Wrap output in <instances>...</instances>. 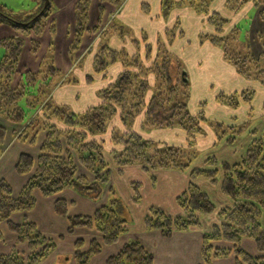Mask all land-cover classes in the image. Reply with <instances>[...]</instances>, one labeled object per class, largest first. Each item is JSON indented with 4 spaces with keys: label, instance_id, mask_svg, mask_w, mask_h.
<instances>
[{
    "label": "trees",
    "instance_id": "obj_1",
    "mask_svg": "<svg viewBox=\"0 0 264 264\" xmlns=\"http://www.w3.org/2000/svg\"><path fill=\"white\" fill-rule=\"evenodd\" d=\"M47 1L48 6L44 8L45 0H41L37 11L25 23L16 22L11 15L0 11V25H7L15 33L0 41V121L16 127L13 137L22 143L34 146L42 137L36 157L29 154L18 157L15 172L27 179L19 194L14 196L10 185L0 180V225L6 223L16 236L17 244H26L28 251L26 255L17 251L2 255L0 264H42L56 248V242L41 234L26 217L21 223L10 220L15 214L26 215L34 209L35 192L48 198L83 184H88L87 190H91L97 181L106 183L110 167L121 174L129 166H141L144 172L175 170L189 177L187 187L175 199L181 214L170 216L157 207H150L143 219L145 231L159 232L169 238L174 233L200 229L202 218L216 214L220 223L202 235L199 264H218L219 260L229 258L232 264H264V225L260 224L264 212V0H225L222 7L230 19L211 8L218 0H160L162 19L171 11L183 8L202 17L212 31L199 33L198 43H209L221 51L223 62L251 84L232 93L216 92L214 104L242 116V120L237 119L230 125L208 121L206 102L198 104L195 114L188 110L189 77L181 60L169 50L175 39L184 36L180 21L176 19L173 27L164 31L165 41L157 37L154 47L146 32H139L138 37L134 30L117 20L126 0L75 2L67 47L71 67L81 70L84 57L79 59L77 54L88 42L97 41L95 50L89 49L85 54L93 52L92 75H85L84 83L92 85L93 76L105 80L117 65L121 66V71L111 83L95 92L97 104L82 112H74L69 105L56 104L53 92L63 86L78 85L79 79L72 73L64 75L54 63L52 38L56 31L53 19L56 8L51 0ZM93 4L98 14L94 24L90 22ZM248 8L255 13L253 19L246 17ZM141 12L148 15L149 7L142 4ZM237 19L239 22L244 19L246 30H242L239 22L234 25ZM229 26L230 31L226 33ZM46 31L51 41L39 60L37 71L23 72L19 68L23 49L27 44L31 56L36 57L41 49L39 40ZM240 33L245 34L246 46L240 45ZM111 37L121 42L128 40L135 53L130 55L125 48H110ZM258 92L261 100L259 109L254 111L253 102ZM258 112L261 116L257 118ZM139 118L143 132L183 131L187 135L185 147L143 139L133 130ZM202 124L213 132L216 144L226 135L225 140L232 143L240 131L248 129L250 142L241 159L231 164L210 157L204 159V168L193 167L196 137L204 135L205 131ZM7 135L8 131L0 124V156ZM106 136L109 143L103 139ZM108 146L112 149L108 150ZM80 169L85 174H81ZM86 174L93 178L92 183ZM149 178L155 185V177ZM197 179L218 185L220 193L229 200L223 208L217 209L194 183ZM139 186L138 183L132 186L136 203L140 199ZM54 212L66 218L67 234L83 229L100 237L87 243L81 239L75 241V264H89L105 247L116 244L127 233V223L118 213L116 200L101 205L92 216L70 217L68 203L57 199ZM248 244H253L255 254L246 249ZM105 264H153V255L141 243L131 241Z\"/></svg>",
    "mask_w": 264,
    "mask_h": 264
},
{
    "label": "crops",
    "instance_id": "obj_2",
    "mask_svg": "<svg viewBox=\"0 0 264 264\" xmlns=\"http://www.w3.org/2000/svg\"><path fill=\"white\" fill-rule=\"evenodd\" d=\"M76 1L77 0H51L54 7L56 8V11L53 15V19L56 25V31L54 37L52 38L54 44V63L57 66L58 70L61 71V73H63L64 75H68L72 73L79 79L78 85L63 86L56 89L52 94V99L58 105H69L74 112L78 113L85 110L88 106L97 104L98 100L95 97V92L101 89L102 87L106 86L107 84L111 83L113 79L116 77V75L121 71V66L117 65L113 67L108 72L105 80L102 79L100 76H93L94 83L90 86L89 85L87 86L83 80L85 75H92L91 64H92L93 52L92 54L89 55H85V54L89 49H92L93 51L95 50L97 45V41H95L92 42L91 44L90 42H88L85 45V48L83 47V51L77 54V57L79 59L84 57L83 68L79 70V69H73L71 67L70 60L67 56V47L70 43V39L68 35H70L73 26V21H74L73 6ZM224 1L225 0H218V4L217 5L214 4L212 8L213 9L217 8L218 10L223 6ZM142 4H145L149 7L148 15L142 14L141 12ZM251 9L252 8H248L247 13L248 12L251 13L252 12ZM184 14L187 15L189 21L194 22L199 28L204 27L202 30H199V28L196 29V38H194L195 41L193 42L194 45L191 54L193 53H199V54L197 55L196 60L193 59L194 57H192L193 60L191 66L197 72L203 73L209 68L211 62L214 64V66L217 68L218 71V80H216L214 77V81H215L214 83L216 84L215 94L219 90H222L226 93H232L235 91H240L251 87L250 83L245 82L236 75L233 67L223 62L221 51H219L216 48H213L209 43H204L202 45L198 43L197 34L205 32L204 31L205 28L209 33L212 31V29L209 26L205 25L204 19L200 16H197L193 12V10L188 8L174 10L171 12L168 19H162L160 16V0H126L120 14L117 16V20H119L122 24L126 25L127 27L134 29V31H137L138 33L141 31L146 32L148 35L149 43H151L155 47L157 37L160 36L161 39L165 41L163 35L164 31L166 29L172 28L176 19L178 20L183 19ZM97 16H98L97 7L96 5L93 4L90 12V22L92 24L96 23ZM237 22H239L238 19L234 22V25L237 24ZM180 26H181V30L183 31L181 22H180ZM14 34L15 33L10 27L6 25H0V41L6 38H10ZM50 41H51V36L46 31L39 40L41 49L36 57L31 56L30 49L26 44L21 54V59L19 64L20 70H22L23 72L37 71L39 60L46 53ZM177 42L178 44L175 45ZM108 44L109 47L112 49L120 50L121 48H125L130 55H133L135 53V49L129 43L128 40H126L125 42H121L116 37H111L109 39ZM188 45H190V41H187V38L185 37V33H184L183 38L175 39L173 45L169 48V50L177 57L183 58L184 57L183 55H187L189 53V50L187 49ZM222 82L224 83L225 86L224 88L220 87V85H222L221 84ZM209 85L210 88L214 86L211 84ZM260 91L263 92V90ZM262 95L264 96V93ZM84 106L85 108L82 109ZM211 106H213L211 108H214L216 111L217 110L219 111V112L217 111L218 116L215 119L218 121L223 120L221 122L224 124L226 123L232 124L235 121H237V119L242 120L241 115L231 114L229 112L230 110H226L218 106L217 104L213 103ZM207 116L210 117V115ZM220 116H223V119H220ZM141 121H142L141 118L136 120L135 127L133 128V130L136 133H138L143 139L151 140L154 142H163L166 144L177 141V143L181 147H185L187 135L184 132L182 134L183 136L182 139H177L176 136L173 134V132L176 130H174L173 132H171V130H166V132L164 133H166L167 135L171 134L170 136L171 140L170 142H165L162 141V139H156V137H154L156 132L140 131ZM0 124L3 127H5L6 130L8 131V135L6 137V142H5V148L0 156V180H5L12 188L13 195L17 196L21 188L24 186V184L27 181L26 177H21L17 175L15 172V165L17 163L18 157L21 154H29L33 157H36L39 152L41 140L39 137L37 143L34 146H30L26 143H22L20 141H17L13 137L12 132H15L16 127L3 121H0ZM116 125L119 129L121 128L119 124ZM207 130L208 132H205V135L202 136L199 135L196 137V143H197L196 148H198V146H201V148H209V147H215L217 145L216 138L213 132L209 129ZM174 133H178V132H174ZM206 133L209 134V138L205 140V138L208 135V134L206 135ZM126 168L129 169L128 167ZM126 168L122 170L121 176L124 175V170H126ZM174 172L176 173V176L180 178V181L184 186L180 190L184 191V189L187 187V184L189 182L188 174L175 170ZM82 173H84V171ZM86 177L88 178V176ZM155 180H156V184L154 186H157V183H159L160 179H158L157 177L155 178ZM200 180L205 181L203 179ZM195 182L198 185V181L195 180ZM146 183L149 185L150 183L149 179L145 182L144 185H146ZM138 184L141 186L139 182ZM35 198H36V205L30 213L26 215L15 214L11 217L10 220L14 223H21L24 217H26L30 222L34 223L37 226L41 234H43L47 238L53 239L56 242L55 250L49 255V257L42 264H51V261L56 259L58 256H60V258L67 257V261L70 264H75V261L73 260L75 241L81 239L87 243L92 238L100 239V237L95 232L87 231L83 229L75 230L72 234H67V228H68L67 220L66 218L59 217L55 214L54 202L57 199L65 200L68 203V215L70 217L92 216L93 213L99 207L96 208V205L94 204L91 205L89 204L90 202H87L79 198L77 195H75L72 192V190H66L59 195L48 198H43L39 194V192H35ZM82 209L85 210L88 209L89 213L85 215L84 214L78 215L77 212ZM142 229H144V226H142ZM200 230L201 228L193 229L186 233H174L172 234L171 237L165 238L159 232H146L144 229V232L146 233L144 235V242H146V245L149 246L148 247L149 249L145 247L143 244L142 246L150 253L152 252L150 250H153L151 248V246H153L151 244L152 242H157L162 248L159 249V251L162 252L161 254H159V252L153 254L151 253L153 255V264H199L201 262L200 250H201L202 234L200 232L199 234H197L196 232ZM126 234L122 236L116 244L109 247H105L99 255L91 259L89 264H105L106 260L109 257L116 255L121 249V247L125 244L124 242L127 241L128 238V235ZM0 235H1L0 256L9 255L13 251H17L22 255H26L28 253L26 244H17L16 236L8 230L6 223H2L0 225ZM191 236L193 239L197 240L198 244L196 246L189 244V241L191 239H189L188 242L185 241L188 240L186 237H191ZM176 242H181L179 248L177 245H174ZM188 246H190V248ZM192 250H194L195 256L198 257L197 259L195 258L194 261H192L191 259L187 260L188 258L187 253L189 251L191 252Z\"/></svg>",
    "mask_w": 264,
    "mask_h": 264
},
{
    "label": "rangeland",
    "instance_id": "obj_3",
    "mask_svg": "<svg viewBox=\"0 0 264 264\" xmlns=\"http://www.w3.org/2000/svg\"><path fill=\"white\" fill-rule=\"evenodd\" d=\"M177 1V0H176ZM41 4V0H0V11L11 15L14 21L19 23H25L29 17H31L36 11L37 7H39ZM212 8V7H211ZM154 9V8H153ZM10 10L13 12L10 13ZM215 11L219 12L221 16L224 18H228L227 11L224 7H221L217 10V8H214ZM172 12V11H171ZM171 14V13H170ZM254 11L251 13H247V19H253L254 17ZM1 17V15H0ZM169 18V15L166 19ZM245 19V20H247ZM181 22V25L183 27V31L185 33V37L187 38V41H190V45L187 46V49L189 50V53L187 55H183L184 59L182 57H178L181 60V63L183 64L185 68V72L188 74L189 82H190V98L188 100V110L191 114H195L199 108L198 104L201 102H206L207 108L206 112L209 116L205 115L206 119L210 122H220L223 120H216L215 118L218 116V112L211 108L215 96V90H216V84L214 83V77L216 80H218V71L217 68L214 66V64L211 62L209 68L203 72H197L192 66V60L197 58V55L199 53H193L191 54L193 50V42L195 41L194 38H196V29L199 28L194 22H191L188 20L187 15H183V19L179 20ZM244 19H240L239 26L242 28V30H246L247 25L244 24ZM232 24V21L230 20V25ZM2 25V24H1ZM124 25V24H123ZM7 26V25H6ZM126 26V25H125ZM127 27V26H126ZM204 27L199 28V30H202ZM134 30V29H132ZM205 33H208L205 28ZM230 31V26L227 28L226 33ZM137 36L139 37V34L137 31ZM199 34V33H198ZM197 34V36H198ZM245 34L240 33V39L241 43L240 45L246 46L247 40L245 39ZM249 45L251 49H253V44L251 39H249ZM178 42L175 44L177 45ZM246 44V45H245ZM175 48V47H174ZM256 51H258L256 47ZM0 52V56H1ZM144 55V52L142 53V57ZM186 57V58H185ZM192 57H194L192 59ZM215 62V61H213ZM209 82V83H208ZM214 85L210 88V85ZM221 88H224V83H221ZM218 88V87H217ZM261 100V95L259 92L257 93L256 97L254 98L253 107L254 111L259 109V103ZM92 105V104H90ZM82 108V107H81ZM85 106L82 108L84 109ZM260 112L257 113V118ZM264 113V112H263ZM261 113V114H263ZM220 119H223V116H220ZM228 121V120H226ZM113 123H117V121L114 120ZM226 123V122H225ZM227 125H230L226 123ZM206 124H202L204 131L208 132L207 128L208 126H205ZM209 129V128H208ZM21 131V130H18ZM147 132H156L154 137L156 139H162V141L170 142L171 140V134H166L164 130H149ZM173 132V131H171ZM178 132V133H174ZM173 134L176 136L177 139H182L183 131H174ZM14 132H12L13 134ZM181 133V134H180ZM248 129H243L240 131V133L235 136V141L232 143H228L225 139L221 140L215 147H209V148H201V146H198L196 151V159L193 162V167H200L204 168L203 161L206 158L215 157V159L219 161H226L229 163H236L238 162L241 157L244 155L245 149L250 142V137L248 135ZM208 133H206L207 135ZM205 137V136H204ZM209 138V134L205 138V140ZM108 143L110 142V139L106 136L103 138ZM41 140V136H40ZM204 141V140H203ZM173 143V144H171ZM168 143L169 145L173 146H180L177 141ZM108 150L112 149V146L107 147ZM132 167V168H131ZM126 168L124 170V175L121 176L114 167L109 168V176L108 180L104 184H100L97 181V185L91 186V190H87L90 187L89 185H82L80 188H75L72 190V192L77 195L79 198L90 202L89 204H94L97 207H100L101 205L110 203L111 200H116L118 203V213L121 218H123L127 223V234L128 238L127 241L124 243H128L131 241H136L143 244L145 247H149L146 245V242H144V235L146 234L144 232V229H142L143 226V219L148 214V209L150 207H157L164 211L166 214L170 216H176L180 213L179 208L176 205V197L180 195L183 191L180 189L184 187L180 181V178L176 176V173L171 170H157V171H151V172H144L141 168V166H131ZM131 168V169H130ZM83 171L80 169V173ZM85 174V173H84ZM89 182L92 183V177L90 175H87ZM149 177H155L160 179L159 183H157V186H154L151 184ZM149 179L150 183L149 185L145 182ZM198 181V185L196 182H194L203 192H205L209 199L215 204L217 209H221L225 206L224 202H228L229 200L223 197V195L220 193V190L218 188V185H213L209 182L202 181L200 179L196 180ZM140 183L141 186H139L138 195H140L139 201L136 203L134 202V190L132 188L134 183ZM158 182V181H157ZM156 184V182H155ZM225 200V201H224ZM80 204V203H79ZM223 205V206H222ZM75 211V210H74ZM78 215H85L89 213L88 209H82L79 210ZM220 223V217L216 214L207 216L202 218V227L201 230L196 232L199 234V232L203 235L204 233L211 230V227L214 225H219ZM260 224L264 225V212L260 218ZM147 232V231H146ZM188 240H185L186 242L189 241L190 245H197L198 242L196 239H193L191 237H186ZM185 242V243H186ZM181 242H176L174 245H177L179 248ZM153 246L151 248L153 250L151 253H158L161 254L162 252L159 251V249H162L160 245L157 242L151 243ZM149 245V244H148ZM190 248V246H188ZM194 248V247H192ZM249 248V251L251 253L255 254L254 246L253 244L246 245V249ZM149 249V248H148ZM188 258L187 260L194 261L195 258L198 257L195 256L194 250L191 252L189 251L187 253ZM66 257V256H65ZM233 260L232 258L226 259V260H219L218 264H232ZM51 264H70L67 261L66 258H60L58 256L56 259L51 261Z\"/></svg>",
    "mask_w": 264,
    "mask_h": 264
},
{
    "label": "water",
    "instance_id": "obj_4",
    "mask_svg": "<svg viewBox=\"0 0 264 264\" xmlns=\"http://www.w3.org/2000/svg\"><path fill=\"white\" fill-rule=\"evenodd\" d=\"M47 6H48V1L45 0L44 8H46Z\"/></svg>",
    "mask_w": 264,
    "mask_h": 264
}]
</instances>
